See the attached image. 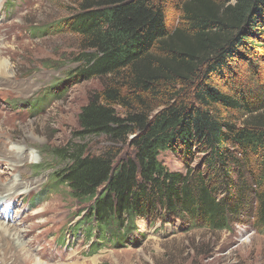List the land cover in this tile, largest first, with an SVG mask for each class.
Segmentation results:
<instances>
[{"label":"trees","instance_id":"1","mask_svg":"<svg viewBox=\"0 0 264 264\" xmlns=\"http://www.w3.org/2000/svg\"><path fill=\"white\" fill-rule=\"evenodd\" d=\"M14 1H6V14ZM76 4L71 15L36 28L77 33V72L100 79L75 134L103 135L134 152L54 151L61 166L51 189L66 186L74 200L90 204L73 230L94 222L97 235L104 229L121 244L138 220L181 218L231 230L245 215L243 224L264 232V0ZM200 153L203 168L193 167ZM167 154L185 172L171 170ZM246 196L248 205L241 203Z\"/></svg>","mask_w":264,"mask_h":264},{"label":"rangeland","instance_id":"2","mask_svg":"<svg viewBox=\"0 0 264 264\" xmlns=\"http://www.w3.org/2000/svg\"><path fill=\"white\" fill-rule=\"evenodd\" d=\"M6 1L0 0V58L6 60L10 78L0 80V154H8V159L0 156V184L6 186L14 177L20 183L13 193H1L0 217L10 220L0 219L16 223L26 253L0 247V264H33L34 259L44 264H264V232L243 224L245 215H239L231 230L181 218L138 220L137 228L121 244L111 243L104 229L102 236L97 235L94 222L73 230L85 214L90 215V204L74 200L66 186L51 189L50 179L61 166L54 151L76 145L87 154L115 149L123 158L131 156L134 147L113 143L103 135L75 134L78 114L101 89L100 79L79 76L82 50L77 33H38L36 28L71 15L77 10L76 0H15L5 14ZM260 65L264 67V62ZM49 93H56L50 103L45 100ZM39 98L38 108H29ZM162 159L171 170L185 172L176 156L167 154ZM202 162L200 153L191 165L203 168ZM7 197H11L8 205L3 203ZM251 201L246 196L241 203ZM11 252L15 255L9 261L5 256Z\"/></svg>","mask_w":264,"mask_h":264},{"label":"bare ground","instance_id":"3","mask_svg":"<svg viewBox=\"0 0 264 264\" xmlns=\"http://www.w3.org/2000/svg\"><path fill=\"white\" fill-rule=\"evenodd\" d=\"M12 72V71H11ZM9 71H8V64L6 62V60L4 59H1L0 58V80H5V79H8L10 78L9 77ZM30 108V107H29ZM1 151V150H0ZM2 153V152H0ZM11 154V153H10ZM26 154V153H25ZM22 155V154H21ZM1 157H6L8 159V154L7 156L6 155H2L0 154ZM24 158V154H23V157ZM6 160V159H5ZM3 164V160H0V166ZM18 165V164H17ZM16 167V166H14ZM19 172V171H18ZM19 181H18V178L17 177H14L12 178V182L8 183V186L10 189L9 190H5V185H1L0 184V195L1 193H4V192H7V191H10L12 190V193L17 189V187L19 186ZM23 187V186H22ZM16 188V189H15ZM23 189V188H22ZM45 189H41L40 191H38L36 194H39V193H42ZM46 191V190H45ZM44 193V192H43ZM12 195V194H10ZM9 196V195H8ZM15 196V195H14ZM11 197H7L3 203L8 205V202H11ZM40 198V197H39ZM10 200V201H9ZM1 203V202H0ZM32 205V204H31ZM37 205V201H36V204L35 205H32L34 209H36ZM1 206V205H0ZM1 219L5 218L7 219L8 221L10 220V217H6V215L0 217ZM0 219V247H5L7 248V250L12 248V249H16L18 250L19 252L21 251H24L25 252V245L21 242L22 240H20V237H21V231L18 230V228L14 225L16 223H14L13 225L11 224H8L7 221H2ZM3 239H5V241H3ZM4 248V249H5ZM5 251V250H4ZM10 253V252H9ZM11 256H5V258L9 261H11L12 257H14V253L11 252ZM26 255V254H25ZM33 258V257H32ZM34 261L33 264H44L43 262H41L40 260H37V259H34L32 260ZM26 262H29L28 260Z\"/></svg>","mask_w":264,"mask_h":264}]
</instances>
